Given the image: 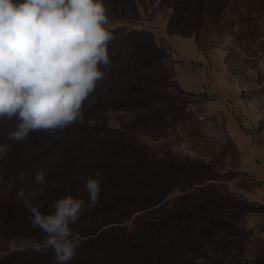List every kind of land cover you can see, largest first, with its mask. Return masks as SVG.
Here are the masks:
<instances>
[{"label": "rangeland", "instance_id": "1", "mask_svg": "<svg viewBox=\"0 0 264 264\" xmlns=\"http://www.w3.org/2000/svg\"><path fill=\"white\" fill-rule=\"evenodd\" d=\"M102 3L114 37L108 45L112 68L104 69L105 79L84 102L83 123L62 132H33L16 143L7 139L16 121H0V143L10 145L0 159V264H53L50 249L42 254L7 247L13 238L42 242L45 237L32 227L19 190L27 195L36 188L35 176L43 170L42 211L51 212V203L62 196L87 200V175L98 169L99 202L70 225L80 244L68 264H158L155 240L143 231L153 230L150 224L161 212L141 217L146 211L128 212L121 206L107 211L106 205L133 186L127 179L117 180L116 173L125 174L116 168L144 159L179 169L191 163L194 174L205 168L201 177L214 180L201 185L210 188L186 201L188 206H201L208 194L230 196L238 204L223 208V214L232 216V226L220 230L214 247L180 235L172 251L161 256L183 264H264V0ZM164 32L193 37L209 54L218 78L231 82L237 101L210 88L200 95L181 92L174 80L175 59L158 41ZM235 138L252 157L243 161ZM182 195L180 189L172 191L168 212H182ZM113 221L118 223L104 226Z\"/></svg>", "mask_w": 264, "mask_h": 264}, {"label": "clouds", "instance_id": "2", "mask_svg": "<svg viewBox=\"0 0 264 264\" xmlns=\"http://www.w3.org/2000/svg\"><path fill=\"white\" fill-rule=\"evenodd\" d=\"M102 0H0V121L15 120L7 139L20 143L33 132L64 131L83 123V104L111 70L108 45L114 39ZM10 145L0 143V159ZM101 170L87 175L83 197L66 195L44 212L47 181L35 176L31 192L18 191L42 242L16 238L9 251L53 252V264L75 258L80 239L70 228L101 193Z\"/></svg>", "mask_w": 264, "mask_h": 264}, {"label": "trees", "instance_id": "3", "mask_svg": "<svg viewBox=\"0 0 264 264\" xmlns=\"http://www.w3.org/2000/svg\"><path fill=\"white\" fill-rule=\"evenodd\" d=\"M176 35L179 34L177 33ZM181 36L190 37L186 34H182ZM174 80L177 88L181 92L193 95L179 87L175 79V71ZM99 100L102 101V98L100 97ZM172 164L144 159L142 161L132 160L127 165H120L116 170L123 171L125 176L116 173L115 177L119 181L121 179H127L133 186H131L128 193L120 194L118 197L114 195L106 203L107 211L118 206H121V209H127L128 212L130 209L135 213L146 211L138 215L141 217L161 212L159 217H156L155 223L150 224V229L153 230L151 232L148 231L149 229L143 231L145 233L144 237H147L148 240H155L154 248H156L158 253V264H183L179 258H175L174 261L171 257L165 259V256H161L163 252H166L167 255L169 253L168 251H172V248L175 247V240L180 235L183 238H192V242L195 239H200V244H210L214 247L217 244L216 237L219 236L218 233H221L220 230L225 231L224 229L228 230V226H232L229 223L232 216L223 214V208L228 209L230 207V209H234V207L238 206L230 196L221 197L209 194L200 199L203 202L201 206L197 207L192 204L188 206L186 201L197 193L203 194L205 189L210 188V186H200L214 179L201 177V172L205 170L203 167L198 169L194 174L191 163L190 166L181 165L180 169ZM178 174L182 175L180 177L184 181L182 184L176 183L180 180H177ZM175 189L182 191L183 195L181 198L186 203L181 207L182 212L177 213L167 211L170 206L167 203L168 200L166 201ZM131 215L129 216L131 217ZM225 218L228 222L226 224L224 223V225L220 224ZM111 223L118 222H109L104 226ZM177 232L179 236H177Z\"/></svg>", "mask_w": 264, "mask_h": 264}, {"label": "crops", "instance_id": "4", "mask_svg": "<svg viewBox=\"0 0 264 264\" xmlns=\"http://www.w3.org/2000/svg\"><path fill=\"white\" fill-rule=\"evenodd\" d=\"M160 46L175 59V79L185 92L200 95L209 88L217 90L221 97L228 101H237L238 94L231 82L218 78L217 70L209 54L204 53L193 37L169 35L159 36ZM237 148L243 161L250 156L243 142L235 138ZM248 161V160H247Z\"/></svg>", "mask_w": 264, "mask_h": 264}]
</instances>
